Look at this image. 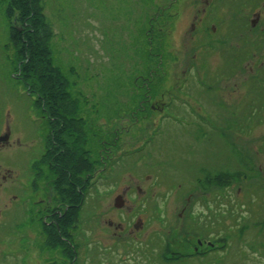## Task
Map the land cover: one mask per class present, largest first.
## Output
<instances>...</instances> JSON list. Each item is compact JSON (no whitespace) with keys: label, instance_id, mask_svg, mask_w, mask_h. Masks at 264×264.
<instances>
[{"label":"rangeland","instance_id":"rangeland-1","mask_svg":"<svg viewBox=\"0 0 264 264\" xmlns=\"http://www.w3.org/2000/svg\"><path fill=\"white\" fill-rule=\"evenodd\" d=\"M38 1L54 35L53 64L66 81L63 103L73 104L68 116L76 119L73 130L78 140L64 143L57 139L56 131L53 136L48 133L45 119L34 107V95L27 94L13 71L8 48L16 32L5 17V3L0 4V136L7 137L0 139V159H5L0 163V264H187L163 261V243L176 227L182 226L183 234L193 231V216L221 222L213 235L219 248L212 264H264V92H250L248 81L245 84L238 75L224 81L221 92H209L208 86L192 92L191 77L185 85L189 92H177L185 81V71L195 64L193 33L199 30L195 17L212 10L208 28L231 22L237 19L232 9L239 13L241 7L238 0H223V5L217 0H178L169 11L173 29L168 28L169 22L162 24L163 32L169 30L167 45L161 43L163 63L152 70L143 58L145 31L162 0ZM201 42L204 45L198 46H204L203 58L207 59L209 41L205 37ZM223 105L226 114L220 108ZM207 112L214 121L229 122L227 128L215 132L211 160L216 165L213 169H218L210 176H197L204 179L201 188L209 196L204 200V193L187 196L185 183H190L194 172L189 168L180 172L185 159L178 158L176 148L181 139L189 140L182 137L190 134L179 130L183 121H207ZM67 141L82 157L73 168L77 177L72 185L77 189L73 201L69 197L60 200L55 193L57 185L71 189L72 170L64 164V157L70 159ZM144 142L151 143L145 150ZM203 159L205 156L198 155L196 161L202 164ZM21 179L34 182L40 190L54 179L56 201H64L69 208L68 221L55 217L57 225H66V234L60 235L52 227L54 237L48 239V233L41 232L47 228L43 223L27 222V217L23 220L17 208V182ZM178 183L184 186L182 190L177 191ZM149 185L152 191L147 195ZM96 187L101 190L98 195ZM129 188L134 202L143 198L151 202V217L157 218L156 223L152 220L150 236L119 254L122 247L113 244L109 234L114 232L113 216L118 211L115 201H122ZM98 200L101 208L95 203Z\"/></svg>","mask_w":264,"mask_h":264},{"label":"flooded vegetation","instance_id":"flooded-vegetation-1","mask_svg":"<svg viewBox=\"0 0 264 264\" xmlns=\"http://www.w3.org/2000/svg\"><path fill=\"white\" fill-rule=\"evenodd\" d=\"M238 2L241 6L239 13H235L232 9V14L236 16L237 19L234 20L228 17L227 20L232 19L233 21L224 22V24L217 27L212 24L210 28L207 27V23L212 21L210 18L214 14H212L213 11L211 12V10H203L200 17L198 15L195 17L197 22H199V30H197V32L194 30L193 33V38L195 39L194 44H197V51L193 53L195 64H193L191 69L185 71V81L180 82L177 92H189V89H185V85L188 84L187 82L190 77L193 78L192 92L205 89L207 86L209 87V92H221V84L228 79H234L237 75L244 78L245 84L248 81V85L250 84V92H264V0H238ZM222 30L223 32L221 35ZM205 37L209 41L206 43L207 59L203 58L205 54L202 52L204 50V46L202 45H204L205 42L200 43V38L203 39ZM199 44L202 45L198 46ZM244 92H246V90H244ZM201 105L205 107L203 104ZM225 107L224 105L220 107L223 111L225 110L224 114L228 112ZM260 107H262V105ZM197 110L200 111L198 108ZM207 118L209 119L207 121H183L184 123L179 126V130L185 135L189 133V136L182 137L183 139L189 138V140H183L185 141L183 142L181 139L178 149L176 148L178 158L181 160L183 158L185 159L181 162L183 169L180 172L185 171L186 168L190 169V173L191 170L194 172V176H191L189 179L190 183H185V190H188L187 196L193 197L195 194L204 193V196L201 197V199L204 200H207L209 196L207 197L204 191L205 189L201 188V181H204V179H200V177L197 176L200 174H208L210 176L213 170L218 169H213L216 165L211 160L213 155V157H215L213 151L216 141L215 132L216 128L222 129L223 126L227 128L226 124L229 122L214 121V119H211L212 117H210L209 113ZM0 138L2 137L0 136ZM145 143L147 142H144L142 146L144 150L151 144L145 145ZM199 148L200 150L197 151ZM52 150L53 149H51V151ZM198 155L205 156V159L202 160V164L196 161ZM2 162H5V159H0V163ZM107 167L108 165H105L103 171ZM200 169L204 170L202 171ZM146 178V182H148L149 179L148 177ZM28 181L21 179L17 182L19 187L17 208H20L23 220L24 217H27V222H36L39 220L41 224L43 223L42 225L47 228H41V232L44 234L47 232L48 235L46 234V237H48V239L54 237V230H51L52 227H55V231L58 234H66V225L63 224L62 227L57 225L56 218L58 221H61L62 218L68 221L69 212L67 211L69 208L66 207L67 204H65L64 201H56L57 198L53 195L55 186L52 185L54 179L45 183L42 186V190H40V187H35L34 182ZM146 182H144L145 185H147ZM48 183H50V185H48ZM175 187L177 191H179L180 189L182 190L184 186L182 183H178ZM64 188L66 191L70 190L69 187L65 186ZM129 190L130 188L123 192L122 201L124 202V206L122 205V209L113 207L118 211H114L116 214L115 217L113 216V219H115L114 227L111 226L114 232H112V236L109 234V237L112 243L114 241L117 243V246L120 245L122 247V249L120 248L117 250L119 254H123L124 248H130L131 245L138 242L140 238L150 236L153 232L151 229L152 224L156 223L157 218L154 216L151 217V202L146 198H143L142 201L134 202V195H129L131 191ZM151 191V186L149 185L145 194H149ZM44 192L45 194H42ZM95 192L99 193L101 190H98L96 187ZM44 197H46L45 200L43 199ZM149 197H152V195ZM83 198H86L85 195H83ZM93 198L96 200V197ZM98 202L100 204L99 200L95 203L98 204ZM187 202L191 203L190 198ZM95 203L94 206H96ZM55 206L58 208L55 209ZM65 213H67V217ZM95 214L97 213L95 212ZM208 219L210 218H206L205 216H201V218H199V216L191 217L190 220L193 225V231H189L187 234L181 233L182 226L180 229L176 227V232L171 233L170 237L164 240V259H162V257L161 259L170 263H174V261H187V264H192L193 261H197L200 262L199 264H212L214 261L213 254L216 253L219 248L214 244L213 235L214 232L217 231L216 224H221V222H209ZM163 220V224H165L166 220L164 218ZM223 221L227 222L228 219H224ZM26 224L24 225L27 226ZM220 229L222 230L221 225ZM82 230L81 231L85 234L87 233L84 226ZM97 232L99 233V230ZM97 232L95 231L94 233ZM67 236H69V233ZM58 239L65 241V238L63 239L62 236H58ZM67 240L68 238L66 241ZM68 245L70 246V244ZM72 251L76 253V248H72ZM74 260L76 262V258Z\"/></svg>","mask_w":264,"mask_h":264},{"label":"trees","instance_id":"trees-1","mask_svg":"<svg viewBox=\"0 0 264 264\" xmlns=\"http://www.w3.org/2000/svg\"><path fill=\"white\" fill-rule=\"evenodd\" d=\"M177 1L162 0V5L159 6L156 14L149 20L148 29L145 31L143 58L145 62L147 60L151 63L152 68L150 70L159 69L163 63L165 54L164 49L161 48V43L164 42L167 45V38L169 37V30L167 33L162 31L163 23L169 22L168 28L172 27L173 29L174 20L169 11L173 10ZM221 1L223 0H217L219 5L220 3L223 5ZM3 3L6 5L5 17L11 22V29L16 32L9 40L10 47L8 48L12 51L10 60L14 73L20 77L21 82L26 86L27 94L34 95V107L38 108L40 115L45 119L46 123L44 125L48 128V133L53 136L56 131L58 133L56 137L60 142L66 143L68 139L74 141L78 138V134L73 130V123L76 122V119L74 120L68 116L74 108L73 104L69 102L63 103L67 85L61 72L53 64L51 42L54 35L46 24L42 4L38 0H0V4ZM17 25H19V30L16 28ZM144 105L145 103L142 110L145 107ZM238 105V110H240L241 104ZM145 110L148 111L147 107ZM67 143L70 145V159L64 157V164L72 170L69 176L71 189L66 191L63 184H56L57 190L55 193L60 200H63V197H69L73 201L77 194V189L72 186L76 185L75 181H77L73 168L78 167L82 157L79 151L74 153L71 144L68 141Z\"/></svg>","mask_w":264,"mask_h":264},{"label":"water","instance_id":"water-1","mask_svg":"<svg viewBox=\"0 0 264 264\" xmlns=\"http://www.w3.org/2000/svg\"><path fill=\"white\" fill-rule=\"evenodd\" d=\"M6 139H7V137L6 138H2L1 141L6 140ZM115 207L116 208H121L122 207V203L120 201V198L115 201Z\"/></svg>","mask_w":264,"mask_h":264}]
</instances>
